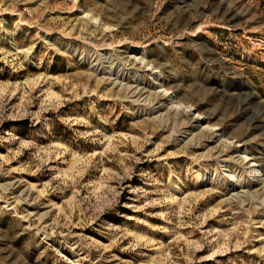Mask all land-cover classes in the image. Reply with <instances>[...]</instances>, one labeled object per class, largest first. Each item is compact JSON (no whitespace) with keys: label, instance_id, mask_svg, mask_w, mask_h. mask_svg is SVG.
Listing matches in <instances>:
<instances>
[{"label":"rangeland","instance_id":"374dc122","mask_svg":"<svg viewBox=\"0 0 264 264\" xmlns=\"http://www.w3.org/2000/svg\"><path fill=\"white\" fill-rule=\"evenodd\" d=\"M240 149L264 0H0V264H264Z\"/></svg>","mask_w":264,"mask_h":264},{"label":"bare ground","instance_id":"6f19581e","mask_svg":"<svg viewBox=\"0 0 264 264\" xmlns=\"http://www.w3.org/2000/svg\"><path fill=\"white\" fill-rule=\"evenodd\" d=\"M164 92V91H163ZM166 94V93H165ZM167 95V94H166ZM168 98V97H167ZM170 103H172V102H175V97L174 96H172V95H170ZM174 105V104H173ZM177 105H179L178 107H181V105L182 104H180L179 102L177 103ZM174 107V106H173ZM184 108V107H183ZM174 109V108H173ZM182 109V108H181ZM175 110H178V108L176 109L175 108ZM182 113H184V114H187V112H186V109H182V111H181ZM194 118H197V121H199V122H201L200 121V119H199V117H194ZM240 151V155H238L239 156V159H241V161H243L244 163L245 162H247V164H249V170L251 171L250 173L251 174H253V176L252 175H249V178H248V180H250V181H254V179H256L257 177H260V176H264V174H260V172H262L261 171V165H260V163L259 164H257L256 162H254V160L255 159H249V155H248V153L246 152V150L244 151L243 149H240L239 150ZM239 153V152H238ZM172 178V177H171ZM204 178H206V177H203V178H201L200 179V181L201 182H204V181H207V180H204ZM237 180V182H235L233 185L234 186H249L250 184H249V182H247V181H244V178H242V177H239L238 179H236ZM235 180V181H236ZM258 182L259 183H261L262 185H263V187L262 188H264V178L263 179H260V180H258ZM170 185H172V187H175L176 189H179L177 192H175V195H176V200H177V198H178V196H179V194L183 191V184L181 183V182H179V181H177V179L176 178H172V179H169V189H170ZM174 191H176V190H174ZM242 193V192H241ZM235 195V194H234ZM236 195H238V194H236ZM232 196V195H231ZM235 197V196H234ZM237 197V196H236ZM264 200V199H263Z\"/></svg>","mask_w":264,"mask_h":264}]
</instances>
